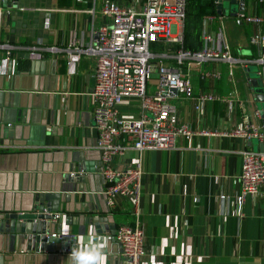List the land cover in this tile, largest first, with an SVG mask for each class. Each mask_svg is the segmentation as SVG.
<instances>
[{
	"label": "crops",
	"instance_id": "obj_1",
	"mask_svg": "<svg viewBox=\"0 0 264 264\" xmlns=\"http://www.w3.org/2000/svg\"><path fill=\"white\" fill-rule=\"evenodd\" d=\"M103 2L0 0V43L9 51L8 61L0 60V144L4 146L0 148V208L21 210L32 203L33 190H40L44 204L49 202L58 214L50 222V232L71 235L75 241L83 235L85 249L89 225H95L93 219L100 220L102 225H95V231L106 237L108 264H120L116 227L135 222L144 234L140 264H264V189L244 197L240 214L236 200L241 152L264 151V142L230 134L243 127L245 118L264 125V110L257 105L263 101L256 96V90L264 93L258 75L263 65L256 61L264 47L249 42L254 32L264 31V23L243 18H264V0H245L240 15L221 14L218 20L216 9V14L202 18L201 39L206 32L212 48L226 43L233 64L191 62L188 69L174 58L176 44L150 46L160 59L156 63L189 76L192 97L174 95L172 100L178 122L194 133L177 138L171 149H127L115 156L111 164L116 169L138 164L141 196L137 208L120 198L112 211L102 193L100 152L95 148L90 92L96 58L81 54L76 64L69 65L66 51L73 41L84 47L91 43V28L105 21ZM209 15L214 17L207 19ZM7 50L0 48V59ZM253 66L256 77L250 76ZM155 84V79L150 80L146 93L152 94ZM203 94L216 99L203 102ZM227 99L233 101V108ZM119 114L123 119H138L139 98L123 97ZM70 174L80 178L64 183L63 177ZM55 241L53 249L48 245L42 252L6 245L0 256L3 264H66L69 255L58 252L66 244Z\"/></svg>",
	"mask_w": 264,
	"mask_h": 264
},
{
	"label": "built area",
	"instance_id": "obj_2",
	"mask_svg": "<svg viewBox=\"0 0 264 264\" xmlns=\"http://www.w3.org/2000/svg\"><path fill=\"white\" fill-rule=\"evenodd\" d=\"M121 4L116 0H104L102 16L104 22L96 29L91 28L92 41L81 46L78 41L68 44L67 63L76 64L81 54L96 58L94 86L90 92L93 105L92 115L97 132L96 149L100 152L98 172L104 180L102 193L106 204L112 211L120 198L129 199L137 208L141 196V170L133 167L116 169L111 162L115 156H121L127 149L166 150L171 149L177 138H189L194 131L178 122L177 108L171 103L174 95L190 99L193 86L187 74L175 71L161 63H154L156 54L150 50L152 44H176L178 49L174 58L177 64L191 62L200 64L209 61H223L233 64L235 59L230 54L229 46L222 43L212 48L210 35L203 32L202 48L188 51L183 48V21L187 0H129ZM92 14V11L90 12ZM214 16L209 15L207 19ZM222 20V16H216ZM247 22L263 24L264 18L243 17ZM2 8L0 7V30ZM48 22H45L47 27ZM249 42L264 47V31L254 32ZM1 49H8L0 43ZM35 49V48H32ZM7 56L1 58L8 61ZM30 52V56L35 55ZM263 65L258 75L264 82V54L256 60ZM155 79V90L146 93L150 80ZM175 90L174 94L172 90ZM136 96L140 100L141 115L138 119H123L119 114L122 98ZM216 99L213 94H203L201 101ZM233 108L232 100H226ZM259 118V112L254 113ZM206 133V132H200ZM244 140L264 142V125L245 118L243 127L230 133ZM4 147L0 144V148ZM241 170L238 176L240 193L237 195L238 213L246 195H254L264 189V151L244 150L241 152ZM136 212V211H135ZM58 214L55 213V219ZM55 219L53 221H55ZM52 238L65 242L58 252L69 255L76 241L73 236L51 233ZM114 240L120 249V264H140L144 255V234L138 222L133 225H118Z\"/></svg>",
	"mask_w": 264,
	"mask_h": 264
},
{
	"label": "water",
	"instance_id": "obj_3",
	"mask_svg": "<svg viewBox=\"0 0 264 264\" xmlns=\"http://www.w3.org/2000/svg\"><path fill=\"white\" fill-rule=\"evenodd\" d=\"M5 1V0H3ZM217 2V13L236 16L243 14L245 0H214ZM256 96L264 102V93L256 90ZM175 94L176 91L173 89ZM100 165V162H99ZM63 182H73L74 178H80L79 174H70L63 177ZM32 191V190H29ZM33 201L21 210L13 211L0 208V250L6 245L15 249L25 251L42 252L47 251L48 245H55V240L50 235V222L55 219L51 210V204H44V193L33 190ZM30 194L31 192H25ZM95 225H101L100 220L93 219ZM104 223L106 221H103ZM59 231V230H58ZM51 251V249H50ZM4 257L0 256V264Z\"/></svg>",
	"mask_w": 264,
	"mask_h": 264
},
{
	"label": "trees",
	"instance_id": "obj_4",
	"mask_svg": "<svg viewBox=\"0 0 264 264\" xmlns=\"http://www.w3.org/2000/svg\"><path fill=\"white\" fill-rule=\"evenodd\" d=\"M208 14H216L213 0H187L183 27L185 50L194 52L202 48L201 21ZM177 47L175 45L172 48L176 50Z\"/></svg>",
	"mask_w": 264,
	"mask_h": 264
},
{
	"label": "clouds",
	"instance_id": "obj_5",
	"mask_svg": "<svg viewBox=\"0 0 264 264\" xmlns=\"http://www.w3.org/2000/svg\"><path fill=\"white\" fill-rule=\"evenodd\" d=\"M83 235L76 238V246L72 248L66 264H108V256L105 251L107 240L103 235H98L95 231V225H89L87 239L89 241L87 248H84Z\"/></svg>",
	"mask_w": 264,
	"mask_h": 264
},
{
	"label": "rangeland",
	"instance_id": "obj_6",
	"mask_svg": "<svg viewBox=\"0 0 264 264\" xmlns=\"http://www.w3.org/2000/svg\"><path fill=\"white\" fill-rule=\"evenodd\" d=\"M156 46H157V45H156ZM167 48H168V47H167ZM150 50L153 51V48L150 47ZM161 50H163L162 52H166L167 49L162 45ZM157 51H158V49H157ZM168 52H169V51H168ZM159 60H160L159 58H157V59H156V58H155V59H152V61H153L154 63H156V62L159 61ZM255 68H256V67L253 66V67L251 68V70H250V76H251V77H256V73H255L256 70H255ZM171 102H172L173 104H175V101H174V100H171ZM257 105H258L259 108H263V110H264V102H257ZM253 142L256 143V142H258V141H257V140H253ZM255 151H256V150H255Z\"/></svg>",
	"mask_w": 264,
	"mask_h": 264
}]
</instances>
